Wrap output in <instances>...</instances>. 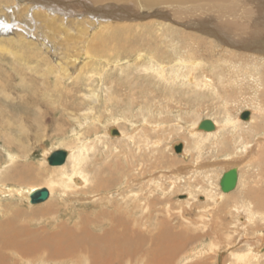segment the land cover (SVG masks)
Returning <instances> with one entry per match:
<instances>
[{
  "label": "rangeland",
  "instance_id": "obj_1",
  "mask_svg": "<svg viewBox=\"0 0 264 264\" xmlns=\"http://www.w3.org/2000/svg\"><path fill=\"white\" fill-rule=\"evenodd\" d=\"M68 1L88 4V0ZM242 1L245 11L253 6L252 0ZM13 3L0 0V14L5 13V6L14 7ZM160 11L154 21L153 16L148 21L144 18L136 27L132 24L118 31L117 41L108 38L106 44L100 43V54L93 48L90 58H84L88 63L82 72H76L74 65L62 73L57 58L31 37L25 36L21 42L12 31L1 36L0 186L48 189L50 178L59 172L49 165L48 157L62 149L79 155L66 162L65 171L71 174L74 163L82 159L80 165L88 180L80 186L73 183L67 190L61 183L53 186V197L37 206L18 196H1L0 228L13 221L17 231L32 230V239L58 235L66 229L80 246L81 258L55 259L45 252L35 255L37 264H100L91 256L94 246H90V239L104 236H111L114 242L118 239V248L122 245L124 250L122 260L109 264H151L149 251L156 245L152 240L159 233V222L170 230L167 238L160 239L159 252L166 254L172 249L168 253L171 264H235L237 256L250 253L251 245L264 236V207H256V201L264 196V155L259 152L250 162L249 154L243 153L247 144L254 147L255 137H264V116L257 110L249 125L240 119L241 113L251 108L264 110L258 104L260 98L254 100L252 82L239 79L231 89L220 85L218 94L210 89L192 90L182 79L172 83L156 76L147 58L156 55L160 64L166 65L168 78V71L187 55L186 46L197 47V37L204 46L195 57L202 60L207 72L217 60L230 59L240 67L249 62L263 68L264 55L235 41L231 45L220 40V27L232 19L221 6H210L204 14L212 21L205 30L194 25L185 28L175 23L178 19L172 22L168 15L163 16L164 9ZM93 29L87 40L98 38L101 27ZM72 32L64 39L74 41L76 37L74 42L80 48L75 53L79 54L86 46L84 38ZM219 65L227 71L226 63ZM208 74L218 83L220 79ZM228 118L243 124L235 131L225 126L221 141L206 140L199 145L189 131L194 122L213 119L224 123ZM108 128L122 130L124 136L111 138ZM156 139L161 143L150 144ZM179 142H185L187 157L176 153L174 145ZM236 155L246 157L241 164V182L235 191L223 195L219 181L229 168L228 157ZM183 168L192 172H175ZM244 201L254 208L249 219L241 206ZM81 237L88 248L82 245ZM211 242L221 245L215 259L199 255V249ZM257 247L262 255L250 256L251 264H264V244ZM0 252L8 264H31L28 259L19 262L17 250Z\"/></svg>",
  "mask_w": 264,
  "mask_h": 264
},
{
  "label": "bare ground",
  "instance_id": "obj_2",
  "mask_svg": "<svg viewBox=\"0 0 264 264\" xmlns=\"http://www.w3.org/2000/svg\"><path fill=\"white\" fill-rule=\"evenodd\" d=\"M12 2H14L12 4V6L14 7H6L4 5L5 7L3 11H5V13L2 12L3 14H0V39L2 35H5L10 31H12L11 35L20 38L21 40L20 39L19 40L21 42L25 41L27 39L26 37H31L38 44H40L41 47H44L48 53H50L52 56H55L57 58L58 66L61 67L62 73L63 71L65 72V69L66 71H68L74 65L75 66L73 69H77L76 72H78L79 70L82 72L83 70L82 67L88 63L86 59L90 58L93 48H95L97 54H100V50L102 49L101 44H106L108 38L116 40L117 38L115 37L118 36V31L122 30L123 28H130L131 26L133 27L134 25L132 24H135L136 27L138 25L137 23L144 20V18H146V21H148L150 17L153 16L152 21H154L156 17L161 15V11H160L161 8L165 10L162 13L163 16L168 15L167 17L172 19V22L174 20L173 18H176L181 22H178V20L177 22L175 21L174 22L176 24L182 25L185 28L194 25L197 26L200 30H205V29H209L208 28L209 23L212 21L211 19H208L207 16L204 14L209 12L210 6H215V7L221 6L232 19L234 18V21H232L231 19L227 21L225 24H223L222 27H220V32H222V35L219 34L220 40L226 41V43L231 45H233V42L235 41L237 42L235 44L242 45L245 48H250L252 50L258 51L262 53V55H264V0H252L253 6H251V8H249L248 11L243 10L244 4L242 3L243 2L242 0H139V2L137 3L138 4L145 3L144 7L143 5L136 4L135 0H88V4L85 3V1L82 3L79 1L77 4H74L68 0H12ZM128 2L131 3L128 4ZM130 4L136 6L138 5L137 9L134 6L131 7ZM145 6H149L150 8L146 10ZM115 16L119 17L118 20L115 18ZM205 20H207V22H205ZM95 26L101 27L100 32H98L97 34L98 38H95L94 40H87V36H89L88 35L89 31L95 28ZM72 31H76L78 35H83L84 38L83 43H85L86 46L85 47L82 46L83 50L79 54L75 53V51L79 47V43L74 42L76 37L74 38V41L64 39V37H66L68 34L73 33ZM195 41L197 42L196 45L197 47L193 46L192 44H188V46H186L187 55L183 56L178 62H176L174 68L168 71V78L166 77L167 74H165L166 65H161L156 55L152 57L147 56L148 60H150L149 65L154 67L153 73H155L156 76L158 77L160 76L162 79H166L165 81L169 79V81L175 83V81L177 82L179 81V79H182L183 82L192 90L210 89L212 92L216 94L219 93L220 88L226 87L227 89L233 83H238L239 79H241L240 82L248 80L249 82H252V86H250L251 84L249 86L255 91L254 100H259L260 98L258 104L261 107H264V92H262V90L264 89V85L262 84V81H264V67L259 68V66L256 63H253L254 64L253 66L252 64L250 65L249 62L243 63L248 66L240 67L238 66L239 62H235L234 59H233L234 61L233 60L231 61L230 59L224 62L217 60L218 64L213 65L211 67L212 68L210 70L211 72H207L203 69V65L201 63L202 60H197L195 57V55L198 54L200 49L203 48L204 43L200 41L198 37L197 40ZM67 47L69 48L68 51L69 50L72 51L71 52L65 51ZM86 47H89L88 51L86 50ZM87 54L89 56H87ZM104 54L106 56H104L103 58H105L104 60H106V62L109 64L110 62L109 56L106 53ZM141 55L142 54H140V58L142 57ZM246 56L247 55H245V57ZM232 57L234 56H231L230 58ZM220 63H226L228 65V66L226 65L228 68L227 71L225 67L220 69L221 68L219 65ZM144 68L146 71L147 67ZM199 71H202L201 74L198 73ZM208 73H211L213 76L217 77V79H220L217 81L218 83H215V81L212 80L213 77L210 76ZM260 89L262 90L260 91ZM257 110L261 113V115L264 116V110H262L259 107H254L248 110V112L250 113L249 119L243 121H246L248 125L251 124L254 121V114ZM240 119H241V115H240ZM205 120H211L214 123L216 127L215 131L205 132L200 130L199 125L204 120L194 122L195 124L192 123L194 125L189 127V131L192 134V136H196V138L199 140V145L204 144L206 140L210 141L215 139L217 141H221L222 130L224 129L225 126L235 131L236 129L241 128L243 124L240 123V121L239 122L232 121V119L230 118L226 119L224 123H220L213 119H205ZM251 127H255V126H251ZM114 130H116L117 132H114ZM136 130L137 129H135L134 131L135 133ZM107 132H108L107 135L111 138L113 137L121 138L122 136H124L123 131L116 128H108ZM255 138L256 139L254 141V147L253 148L248 147L247 144L245 146V151L243 152L245 153V156L246 154H249L250 162L251 160L253 161V159H257L259 157V152H262V154L264 155V137L263 138L255 137ZM160 141H161L160 139H156L155 141L152 140L150 144L157 145L161 143ZM176 145H182V152L178 153L175 150L176 153L180 155L182 154L184 157H187V149L185 142H179L175 144L174 149ZM248 148L252 149L250 153L247 152L249 150ZM62 150L66 151L68 154L66 160L67 163L69 160L73 161V159L76 160L79 157V155H75V152L72 149L70 150L62 149ZM52 153H50V156L52 155ZM10 156L12 159L14 158L13 155ZM245 156L241 157L240 155H236V156L228 157V159H230L228 160L227 163V166L229 168L225 172L233 168H236L238 172V183L233 191H235L238 188L241 182V164L244 163L246 159ZM66 162L60 166H52L48 162L51 167H56L57 169H59L58 174L50 178V182H48L49 183L48 189L35 187V186H20V185H10L8 188L0 186V199L1 196L3 197L5 195H14L22 198L31 206H37L44 204L45 202H48V200L51 197H53L54 189H55L53 186L59 183L62 184L60 187H62L64 190L72 189L73 183L75 185L86 184L88 180L87 177L83 175L82 168L80 165L82 159L79 162H76V164L74 163V167L71 174H68L65 171L67 167L65 166L67 164ZM189 171L190 169L185 170L183 168V169H178L175 172H178L179 175L180 174L182 175L183 173L186 174ZM191 172L192 170L190 171V173ZM8 174H13V173H8ZM24 175L27 177L29 174H24ZM24 175L23 177H25ZM178 178H180V176H178ZM171 184H174V182L171 181ZM4 186H7L5 182H4ZM218 187H220V181ZM40 189H46L49 192V198L43 203L33 204L31 202V195L35 191H38ZM220 190L223 195L230 194L233 192L232 191L230 193H224L221 187ZM222 194L219 195V199L223 198ZM190 195H187L186 197H191ZM261 199L262 200L259 199L256 201L257 203L256 207L259 209L264 207V196L261 197ZM241 206L245 211V213H247L248 219H249V214L254 216L255 213L254 208L250 206V204H247L244 201L243 204H241ZM238 209L241 210L240 207H238ZM14 223L13 221L12 222L9 221L4 226L1 225L2 227L0 228V249L17 250L21 256L19 262L28 259L29 261H31V264L33 263L37 264L38 255L37 256L35 255L45 252H47L51 258H55V259H67L69 257H73L76 259L78 255L79 257L81 255L79 254L81 252L79 244L69 235V232H67L66 229H63L62 232L59 233L58 235L57 234L44 235L40 238L32 239L30 235L33 234L31 232L32 230H30V233H24V232L22 233L19 231L20 228L18 231L16 229L18 227L14 228L15 225H17L16 223L14 225ZM157 225H158L159 233H157L156 236H153V240H152V242H154L156 245H154L152 251L151 250L149 251V256H151L150 257L151 264H171L170 262L171 256H169L168 254L169 252L171 254V252L173 251L171 247L169 246L171 250L166 254L162 252V250L161 252H159V249L161 248V247L159 248V244L162 243L160 239L163 240V237L167 238V236L170 233V230L162 222H159ZM60 234L63 235L60 236ZM21 238L22 239L26 238V239H23V241H21L20 243ZM110 238L111 236L106 238L104 236L102 238L96 237L90 239V246L92 245L94 246L93 251H91L92 253L91 256L93 259H96V261L100 264H109L117 259L122 260V258L124 257V253H122L124 252L123 246L121 245L120 248H118L119 240L117 239V237H116L117 242L112 241ZM143 241L144 240L142 239L140 240V242ZM263 241H264V236L261 237V239L259 240L258 243H256V245H251L250 253L237 256L235 264H251L252 259H250V256H253V258H258L259 256H261L262 254L258 253L257 246H260L259 248H261V246L264 244ZM176 242L177 241L173 243ZM81 243L85 248H88L89 245L87 244L86 241H83L82 237H81ZM177 245L179 247L181 246L179 244ZM220 246L221 245H219L216 242H211L199 249L200 250L199 255L201 256L204 255L203 256L204 258L211 257L212 259H215L214 257L218 254L219 252L218 250ZM191 254L195 258L193 252ZM42 255L44 256V254ZM128 259H126L127 262ZM0 264H8L7 258L1 256V252H0ZM84 264H89V262L87 261Z\"/></svg>",
  "mask_w": 264,
  "mask_h": 264
},
{
  "label": "water",
  "instance_id": "obj_3",
  "mask_svg": "<svg viewBox=\"0 0 264 264\" xmlns=\"http://www.w3.org/2000/svg\"><path fill=\"white\" fill-rule=\"evenodd\" d=\"M249 117H250V113L248 111H245L241 114L242 120H248ZM199 129L205 132H213L215 131L216 127L211 120H204L200 123ZM114 132L117 131L114 130ZM175 150L178 153H181L182 145H176ZM67 156L68 154L64 150L55 151L49 157L48 162L52 166H60L66 162ZM237 183H238V172L236 168H233L223 174L220 180V187L224 193H230L236 188ZM48 198H49V192L46 189H40L38 191H35L31 195V202L33 204H40L45 202Z\"/></svg>",
  "mask_w": 264,
  "mask_h": 264
}]
</instances>
